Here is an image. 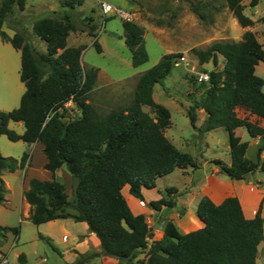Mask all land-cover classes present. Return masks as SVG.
I'll list each match as a JSON object with an SVG mask.
<instances>
[{
	"label": "trees",
	"instance_id": "1",
	"mask_svg": "<svg viewBox=\"0 0 264 264\" xmlns=\"http://www.w3.org/2000/svg\"><path fill=\"white\" fill-rule=\"evenodd\" d=\"M239 24L254 25L245 14L243 0H226ZM261 0H251L255 7ZM27 0H0V36L21 51V80L26 91L20 105L10 111L0 110V133L11 141L41 142L47 157L44 167L53 174L65 167L73 179L72 196L65 182L32 177L24 190L31 206L29 219L36 225L72 218L85 221L101 241L102 253L117 258L121 264H257L259 245L264 237V217L261 209L253 218L245 216L237 196H229L220 204L204 196L197 207L203 223L199 229L182 233L168 220L162 239L150 244L151 229L144 214H135L123 195V187L144 200L143 187L154 188L158 178L177 168L198 167L194 156L179 149L166 135L172 114L153 97L155 84L162 82L174 70L177 53H166L161 60L140 76L134 101L103 114L91 102L90 93L98 80L99 69L86 68L82 62L84 46H68V37L76 30L72 16H47L36 20L34 32L47 43V51L39 52L23 33L13 36L3 30L15 8L24 10ZM82 0H69L72 7ZM58 11H54L57 15ZM264 21V16L261 18ZM125 42L132 52V64L139 67L149 60L145 46V30L133 21H124ZM102 51L100 43L94 42ZM200 63L212 60L216 66L210 80L198 83L204 87L200 107L207 112L202 133L217 127L228 131L232 164L220 159L215 163L231 179L242 180L258 169L264 172L263 151L258 160L247 156L248 141H242L236 129L244 127L251 137L264 136V126L248 116H239L238 107L264 119V78L255 72L264 62V48L254 31L246 32L242 41L220 40L207 49H194ZM219 55L225 59L218 68ZM72 100L79 111L66 119L60 112ZM150 106L155 115L144 110ZM196 128L197 115L189 114ZM11 121L22 122L24 133L9 127ZM29 153L18 159L0 152V204L6 202L9 189L3 171L15 172L27 166ZM173 188L167 189L170 194ZM176 202L163 196L151 201L153 209L174 207ZM20 226H0V246ZM42 238L51 242L48 237ZM146 254V259L139 256ZM83 257L74 264H83ZM26 261L24 254L20 255Z\"/></svg>",
	"mask_w": 264,
	"mask_h": 264
},
{
	"label": "rangeland",
	"instance_id": "2",
	"mask_svg": "<svg viewBox=\"0 0 264 264\" xmlns=\"http://www.w3.org/2000/svg\"><path fill=\"white\" fill-rule=\"evenodd\" d=\"M67 1L69 0H27L24 10L15 8V13L10 15L4 23L3 30L11 33L12 36L16 32L23 33L36 50L41 53L42 50L47 49V43L34 32V22L43 17L60 16L68 12L76 24V30L69 37V45L84 46L83 65L86 68L95 67L100 70V79L96 84L100 89L93 90L89 96L93 104V100L95 102L101 98L105 100L108 93L115 95L125 93L127 94L126 99L129 96L134 100L137 88L136 71L150 69L169 50V53L186 52L191 60L195 63L199 62L201 70H212L216 67L212 60L208 63H200L194 49L205 50L212 43L218 41L217 38L236 41V35L239 34L238 31L232 29L234 28L232 18L234 14L228 7L226 0H82L81 5L75 4L74 7L67 5ZM101 1H106L113 6L133 13V22L144 28L145 46L149 54V60L146 63L139 67L133 66L132 52L125 42V20L115 13L103 15ZM250 1L243 0L244 12L255 21V31L263 43L262 45H264V21L261 20L264 16V0H261L255 7H250ZM54 10L58 11L57 15H54ZM212 15H223L227 27L226 33H211V24L215 25L216 23L215 19H211ZM238 25L237 27L240 29L241 26ZM96 40L100 43L102 51H99L94 44ZM224 61L222 57L219 59V69L223 68ZM21 64L20 56L14 73L18 75V81L23 91H21L22 89L18 90L17 100H7L8 93L0 90V106H7V109L0 108V110L10 111L20 105L21 97L25 92V84L20 78ZM2 74L3 71L0 67V76ZM257 75L264 78V72ZM190 77L191 75L183 69L174 68L167 78L155 85L153 97L155 101L164 104L171 111V125L165 129L168 138L179 149L192 153L194 151L193 142L199 143V149L200 146L203 147L200 137L203 133L192 125L189 114L195 112L198 118L199 113H206L207 116V112L200 107V102H202L205 93L204 87L198 83L195 84ZM127 103L131 104L129 101ZM111 105L113 106V104ZM109 106L107 102L97 108L101 113L106 114L112 110ZM144 110L153 116L155 115L150 106H144ZM78 111L79 108L72 100L60 108V112L66 115V119L76 115ZM10 123L13 127L10 125L9 127L18 133L25 131L22 122L11 121ZM219 131L221 139L217 144L223 152V148L229 144L228 133L225 134V128H221ZM243 137L249 139L250 135L245 132ZM187 141H192V144H188ZM32 148L23 140L14 142L0 133V152L3 155L7 153L8 155H4L6 157L20 159L25 152H31ZM211 152L214 151L211 150ZM41 162L42 156L36 153L33 158V165L39 168ZM197 163L199 166L198 161ZM180 170L178 168L174 172L160 177L159 186L164 188L166 184L181 182L183 178L181 179ZM203 177V168L200 167L197 170V179L201 180ZM52 178L65 182L68 186V193L72 196L73 179H66L60 171L57 172L56 177L53 176ZM14 182L12 181L13 193L7 197L10 200L9 203L0 206V226L3 224L10 227L20 226V234L19 238L16 239V234L10 231L5 246L0 250L7 253L12 264H61L62 260L56 244L49 237L51 242L42 238L43 234L39 225L34 224L29 218L22 217L20 209L24 204L23 184L20 178ZM164 196L169 198L170 194L167 193V190ZM63 235H60V240ZM22 254L27 256V261L22 262L20 260Z\"/></svg>",
	"mask_w": 264,
	"mask_h": 264
},
{
	"label": "crops",
	"instance_id": "3",
	"mask_svg": "<svg viewBox=\"0 0 264 264\" xmlns=\"http://www.w3.org/2000/svg\"><path fill=\"white\" fill-rule=\"evenodd\" d=\"M232 18L234 20V28L232 29H235L239 32V34L236 35V41H242L245 37L246 32L249 30L254 31L257 35L254 25L247 27H243L240 25L241 27L239 29L237 27L239 26V22L237 23V18L234 15ZM211 19H215L216 21L215 25L211 24V33L219 32V34H223L227 32V27L225 26L224 22L225 18L223 17V15H212ZM233 30L232 33L234 32ZM8 34L11 35V33L9 32ZM257 38L260 41L258 35ZM221 39L223 38H217L218 41H220ZM68 46H70L69 42ZM42 51L46 52L47 49L45 51ZM169 52L170 50L166 53ZM20 56L21 51L19 49H16L10 42L4 41L0 36V67L3 71L2 76H0V90H3L4 92L6 91L8 93L9 97H7V100H17L18 90L22 89L21 91H23V88L21 87V84L18 81V75H15L14 73L17 69ZM221 57L224 58L222 55H219V59ZM19 71L21 78V70L19 69ZM144 72L145 71H136L135 76H137V85L140 76ZM255 72L256 74L264 72L263 61L259 62V64L256 65ZM99 79L100 70L98 75V80ZM98 80L96 84L98 83ZM98 88L99 87L95 85L93 90H98ZM126 95L127 94L125 93L116 95L113 93H108L107 97H105V100L101 98V100H97L96 102L93 100V102L96 107H99V105L108 102L110 105V109L116 108L118 106H128L130 104H128L127 102L129 101V103H131L134 100L129 98V96H127L128 98L126 99ZM89 101L91 100L89 99ZM110 103L113 104V106ZM6 107L7 106L5 105L0 106V108L2 109H7ZM237 112L239 116H248L251 120L258 121L260 125L264 126V119L259 118L257 115L251 114L249 110L243 107H238ZM205 118L206 113L198 114L195 129L198 130L201 127V125L205 121ZM10 126L13 127L12 125ZM221 128L224 127H217L209 132L203 133V135L200 136L201 141L203 143V147L200 146V149L198 148L199 143L193 142L192 144V141H187L188 144L193 145L194 151L191 154L199 162V166L180 168L182 176L181 179L183 178L181 182L169 183L166 184V186H164L163 188L159 186V181L161 180V178H159L157 180L156 187H143V195L145 198L144 200H141L131 194L129 184H126L123 187V195L125 196L132 211L135 214H144L146 216V219L151 229V236L149 237L150 244L154 241L162 239L165 233V225L168 220H172L178 226L179 230L182 233H188L201 228L203 226V223L197 216V207L200 200L204 196L210 197L217 204H220L229 196H237L242 204L245 216L247 218L255 217L258 210L260 209L262 212V216L264 217V172L258 169L254 173L249 174L245 179L235 180L231 179L229 176L221 172L220 166L215 163L216 159H220L228 165L232 164L230 145H226L223 148L222 152L220 146L217 144L221 139L219 136V130ZM245 132L248 131L244 127H239L236 129V134L241 138V140L249 142L247 156L251 160L257 161L259 149L262 148L263 151L261 153V157L264 158V136H250L249 139H245L243 137ZM19 133L22 134L24 132L20 131ZM227 133L228 131L226 130L225 134ZM28 146L33 148L31 152H29L27 166L24 169H18L15 172L3 171L2 174V177L6 182L7 188L9 189L7 197L11 196L13 193L12 181L14 182L19 178L21 179L23 184L22 196L24 204L22 205L20 212L22 217L26 218H29L31 215V206L25 200L23 193L24 190L27 189L29 186L28 184L30 178L38 177L41 179L51 180L53 179L52 177H56L57 172L60 171V173L65 175L66 179L72 180L71 174L68 172L67 169H64L65 167L58 169L54 174L45 169L44 165L47 162V157L45 154H43L44 145L41 142H35L32 144L28 143ZM211 150H213L214 152H211ZM36 153H39L40 156H42V162L39 168L33 165V158ZM4 155L8 154L4 153ZM200 167L203 168L204 172V177L201 180L197 179V170ZM168 188L174 189L170 193L169 199L176 202V205L174 207L163 206L160 210L153 209L150 206V202L161 199L165 195V191ZM9 201L10 200L8 199L3 204H0V206L9 203ZM2 226L5 225L3 224ZM39 228L42 231V236L51 238L52 242L58 247V253L62 260L61 264H74L79 260L80 257H83V264H121L117 258L102 253L100 239L98 238L97 234L90 229L89 224L85 221L77 222L72 218L55 219L39 224ZM8 234L9 232L7 233L6 240L0 246V249L5 246L8 240ZM61 234L63 236L60 240ZM67 235L68 237L66 239L65 237ZM18 238L19 235L16 237V239ZM22 253L25 254L26 252ZM139 259L145 260L146 254H141L139 256ZM257 264H264V237L259 245Z\"/></svg>",
	"mask_w": 264,
	"mask_h": 264
},
{
	"label": "built area",
	"instance_id": "4",
	"mask_svg": "<svg viewBox=\"0 0 264 264\" xmlns=\"http://www.w3.org/2000/svg\"><path fill=\"white\" fill-rule=\"evenodd\" d=\"M101 9L103 15L117 14L121 16L125 21H133V13L127 12L119 7L113 6L111 3L106 1H101ZM199 61V60H198ZM173 64L175 68H181L188 72L192 77L196 79L198 83L206 82L210 80V73L200 69L199 62L195 63L186 52H179L173 59ZM71 101V100H70ZM67 239V236L65 237ZM14 244L12 245V247ZM0 264H12L9 261L6 252L0 250Z\"/></svg>",
	"mask_w": 264,
	"mask_h": 264
}]
</instances>
